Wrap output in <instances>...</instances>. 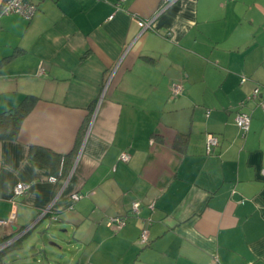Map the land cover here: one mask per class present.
Returning a JSON list of instances; mask_svg holds the SVG:
<instances>
[{"label":"crops","instance_id":"crops-1","mask_svg":"<svg viewBox=\"0 0 264 264\" xmlns=\"http://www.w3.org/2000/svg\"><path fill=\"white\" fill-rule=\"evenodd\" d=\"M30 1L0 16V115L36 97L0 134V242L52 204L64 264H264V0Z\"/></svg>","mask_w":264,"mask_h":264},{"label":"built area","instance_id":"built-area-1","mask_svg":"<svg viewBox=\"0 0 264 264\" xmlns=\"http://www.w3.org/2000/svg\"><path fill=\"white\" fill-rule=\"evenodd\" d=\"M177 0H164V4L162 8L167 7L168 5L172 4ZM36 11V5L32 3L30 0H6L1 4L0 6V16L5 14H12V13H18L22 15L24 18L30 19ZM156 18V15L145 19V20H139L138 26L141 30L149 29L153 25V21ZM183 89V85L181 83H176L172 86L171 92L172 94H178ZM259 92L258 89H254L253 93L251 94V99H259ZM259 105L262 111H264V99H259ZM236 125L239 129H241L243 132L248 131L250 127V115L244 111H239L236 116ZM218 137L213 134H208L206 137V143H205V150L207 154H211L213 152V149L215 146L218 145ZM130 156L127 152H122L120 154V160L123 162H127L129 160ZM57 178L54 176H51L49 178L50 182H56ZM28 188V185L19 183L16 185L14 193L15 195H20L26 191ZM70 197L73 201L78 200L81 198V195L78 192H73L70 194ZM52 212V204L46 206L45 208H42L41 214H49ZM131 212L132 213H139V202H134L131 205ZM14 214H12V217ZM56 216L54 214L51 215L52 220H56ZM11 218L8 219H0V225H7L9 223ZM127 223V218L125 216H112L109 217L107 220V224L109 226H114L115 228H122ZM17 235L14 237L8 238L5 241L0 242V253H2L5 249L9 248L17 239ZM139 239L141 243H147L148 241V229L147 227H144L140 231Z\"/></svg>","mask_w":264,"mask_h":264},{"label":"rangeland","instance_id":"rangeland-1","mask_svg":"<svg viewBox=\"0 0 264 264\" xmlns=\"http://www.w3.org/2000/svg\"><path fill=\"white\" fill-rule=\"evenodd\" d=\"M38 229H34L31 233H29L23 240L18 241L14 245L10 246L9 248L5 249L1 255H0V264H41V257L42 255L39 253L41 248V243L36 242V235H37ZM52 231V228H50V231ZM55 231V229H53ZM58 237L55 239H50L48 236H45V252H47L49 255L53 253V258H57L59 255L61 258V251L56 249L54 246H50L48 244L49 241L56 242L58 244H61L63 247H67V245L59 239V237L66 239H70L67 237V234L64 232H61V229L58 228L56 231ZM36 247H33V246ZM65 255H69L68 250H63ZM37 259V260H35ZM62 260V258H61ZM44 264H47L46 261L43 262ZM55 264V263H53Z\"/></svg>","mask_w":264,"mask_h":264},{"label":"water","instance_id":"water-1","mask_svg":"<svg viewBox=\"0 0 264 264\" xmlns=\"http://www.w3.org/2000/svg\"><path fill=\"white\" fill-rule=\"evenodd\" d=\"M52 211H53V208H52ZM46 217H47V214H44V215L41 214V216L33 224H31L29 227L25 228L22 232L16 234L18 238L16 239V241L12 245H14L15 243H17L20 240H23L34 229H38L35 239H36V242H40L42 245L40 248V252H39L41 255L43 254L41 257L42 260L40 261L41 264H44L43 263L44 261H46L47 264H53V263L64 264L63 261H64L66 255L63 252V250L67 251L68 250L67 247H63L61 244H58L56 242L48 240V244L50 246H54L56 249L61 251L60 255H61L62 260H61L59 255L57 256V258H53V253H51V255H49L47 252H45L44 247H45V242H47V241H45V236H48V237L54 236L56 238L58 237V235L54 233L53 229L51 232H49L50 228H52L51 222L44 224ZM61 232L64 233L65 231L61 230ZM59 239L62 240L66 245H69L70 240H71V239L65 240L62 237H59ZM33 247H36V246L34 245ZM35 260H37V259H35Z\"/></svg>","mask_w":264,"mask_h":264},{"label":"trees","instance_id":"trees-1","mask_svg":"<svg viewBox=\"0 0 264 264\" xmlns=\"http://www.w3.org/2000/svg\"><path fill=\"white\" fill-rule=\"evenodd\" d=\"M35 101H36V97L33 95H29L23 100V103H21V105H19L16 109L1 114L0 134L4 133V135H6L5 133H7L8 137H15L20 122L22 121L24 116L28 113V111L31 109Z\"/></svg>","mask_w":264,"mask_h":264}]
</instances>
